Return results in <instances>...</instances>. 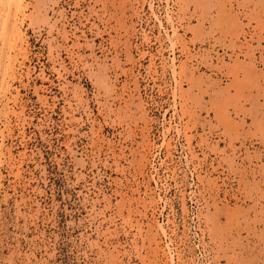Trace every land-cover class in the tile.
<instances>
[{
  "label": "rangeland",
  "instance_id": "rangeland-1",
  "mask_svg": "<svg viewBox=\"0 0 264 264\" xmlns=\"http://www.w3.org/2000/svg\"><path fill=\"white\" fill-rule=\"evenodd\" d=\"M6 2L0 264H264V0Z\"/></svg>",
  "mask_w": 264,
  "mask_h": 264
},
{
  "label": "bare ground",
  "instance_id": "bare-ground-1",
  "mask_svg": "<svg viewBox=\"0 0 264 264\" xmlns=\"http://www.w3.org/2000/svg\"><path fill=\"white\" fill-rule=\"evenodd\" d=\"M1 1V0H0ZM6 7H7V10H6V23L5 25H7V23L10 21V18H12V23H11V31H12V35L17 37L19 36L20 34L18 33V30H17V26H16V21H17V17L18 15L23 11V5L22 4V0H6ZM25 1V0H24ZM4 11V10H3ZM23 20V19H22ZM21 24V23H20ZM18 25V24H17ZM3 26V25H2ZM6 27V26H5ZM20 27V26H19ZM3 28V27H2ZM1 37V36H0ZM2 40V39H1ZM4 40V39H3ZM18 41V40H17ZM18 44V42H16ZM15 43V44H16ZM1 44V43H0ZM7 45V44H6ZM5 45V46H6ZM14 45V44H13ZM2 47V46H1ZM6 48V47H5ZM10 52V51H9ZM8 52V53H9ZM7 56V55H6ZM6 69V68H5ZM2 70H4L2 68ZM5 71V70H4ZM3 72V71H2ZM1 72V73H2ZM7 72V70H6ZM5 77V76H4ZM7 78V77H6ZM3 79V78H2ZM6 80V79H5ZM15 80V79H14ZM9 81V80H8ZM6 89V88H5Z\"/></svg>",
  "mask_w": 264,
  "mask_h": 264
}]
</instances>
